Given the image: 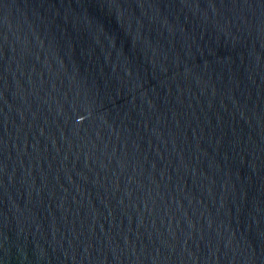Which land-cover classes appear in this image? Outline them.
Wrapping results in <instances>:
<instances>
[{
	"label": "water",
	"instance_id": "95a60500",
	"mask_svg": "<svg viewBox=\"0 0 264 264\" xmlns=\"http://www.w3.org/2000/svg\"><path fill=\"white\" fill-rule=\"evenodd\" d=\"M0 264H264V0H0Z\"/></svg>",
	"mask_w": 264,
	"mask_h": 264
}]
</instances>
